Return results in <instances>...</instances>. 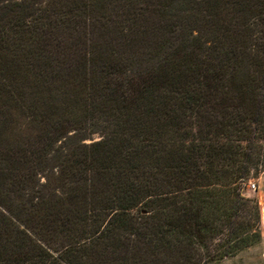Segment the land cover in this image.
Returning a JSON list of instances; mask_svg holds the SVG:
<instances>
[{
    "label": "trees",
    "instance_id": "obj_1",
    "mask_svg": "<svg viewBox=\"0 0 264 264\" xmlns=\"http://www.w3.org/2000/svg\"><path fill=\"white\" fill-rule=\"evenodd\" d=\"M141 1L154 39H136L137 54L181 37L154 74L134 73L139 55L115 58L106 38L85 43L60 105L38 99L30 52L0 57L15 88L0 90V264H219L261 242L259 201L243 190L264 173V0ZM62 2L10 10L31 27ZM71 2L91 18L109 0ZM112 74H132L131 99L96 86ZM87 119L103 139L60 153Z\"/></svg>",
    "mask_w": 264,
    "mask_h": 264
},
{
    "label": "rangeland",
    "instance_id": "obj_2",
    "mask_svg": "<svg viewBox=\"0 0 264 264\" xmlns=\"http://www.w3.org/2000/svg\"><path fill=\"white\" fill-rule=\"evenodd\" d=\"M25 1L32 9H38L45 6L46 0H0V24L3 22L0 26V57L12 59L17 56L21 61L23 54L30 52L45 80L42 85L43 92L38 96L40 100H56L60 105L65 103V96L59 93V88L71 81L73 61L83 52L85 43L97 44L98 40L106 38L114 57L124 59L137 54L136 39L141 37H147L149 41L154 39L151 27L153 7L148 2L109 0L100 5L101 14L94 13L91 18H87L85 14L71 8V0H64L61 3L63 9L58 7L57 10V12L63 10L62 13L36 16L33 26L29 27L22 21L20 15L10 10ZM17 12L21 13V11ZM180 49L181 37L178 33L172 35L160 54L152 56L149 54L150 49L140 48L141 52L137 51L140 60L134 63L132 71L154 74L168 68L176 61V54ZM5 77L4 71L0 69V90L2 93L11 91L15 94V88L10 86ZM95 83L99 89L119 88L120 100L132 98V74H112ZM50 90L53 95L55 94L54 97L53 95L49 97ZM167 96L163 92L158 100H168ZM169 98L180 100L179 95H172ZM104 134V124L97 119L73 122L67 130L66 139L55 145V148L61 153L68 152L75 146H90L103 139ZM45 176L39 177L41 183L46 181ZM253 184H257V179L251 180L243 193L246 197L258 199V188L257 186L253 188ZM261 256L264 258V253ZM233 262L225 259L219 264H233ZM236 264H251V262L244 258Z\"/></svg>",
    "mask_w": 264,
    "mask_h": 264
},
{
    "label": "crops",
    "instance_id": "obj_3",
    "mask_svg": "<svg viewBox=\"0 0 264 264\" xmlns=\"http://www.w3.org/2000/svg\"><path fill=\"white\" fill-rule=\"evenodd\" d=\"M258 188V201L260 205L261 212V224L260 230L262 235V240L256 246L250 247L242 251L239 255L233 258H227L226 261L232 260L233 264L239 263L244 258H247L251 264H264V258H262L261 254L264 253V173L261 175L259 179H257Z\"/></svg>",
    "mask_w": 264,
    "mask_h": 264
},
{
    "label": "built area",
    "instance_id": "obj_4",
    "mask_svg": "<svg viewBox=\"0 0 264 264\" xmlns=\"http://www.w3.org/2000/svg\"><path fill=\"white\" fill-rule=\"evenodd\" d=\"M252 186H253V188H255V187H256V185H254V184H253Z\"/></svg>",
    "mask_w": 264,
    "mask_h": 264
}]
</instances>
